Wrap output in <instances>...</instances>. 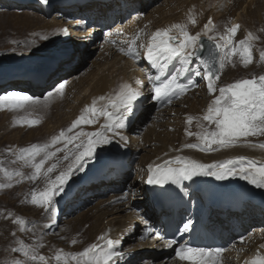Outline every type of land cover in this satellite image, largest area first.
<instances>
[{"label": "bare ground", "instance_id": "1", "mask_svg": "<svg viewBox=\"0 0 264 264\" xmlns=\"http://www.w3.org/2000/svg\"><path fill=\"white\" fill-rule=\"evenodd\" d=\"M85 1L83 4L80 2L73 3L75 6L69 7L71 0H47V3H44L43 0H0V8L5 10L20 9L23 3L30 4L27 12L44 22L41 28L45 30V34H52L50 41L52 44H58V51L64 53L69 48L68 44L71 41V45L73 46V48H69L70 51L67 53L66 59H64L66 56H63L61 60L55 62L58 66L56 70L50 65H43L41 63V59L45 58L41 57L42 55L33 56L28 54L24 58H13V60L11 58L7 62V66H1L7 67V69L4 71L3 76H1L2 73L0 74V79L6 78L10 82L9 86L13 84L17 85L18 82L24 85L22 84L18 88L16 86L17 89H13L10 92H18L29 96L32 92L40 91L39 88L43 84H47L46 82L52 78L60 75V73L67 74L64 71V67L68 68V65L75 64L73 71H79L84 61H87L85 56H83L85 49L88 52L94 53L103 47L104 44H106L105 52L107 53L104 60L115 57L117 62L109 63V66H94L95 72L89 75L88 79L89 90L88 87H85L81 91H78L81 102L76 105V113L79 114L81 107L88 105L93 100L97 101V107L102 106L105 101H100L99 97L115 95L116 91L124 83L130 84L133 88H139L141 91V96L134 102L133 111L128 113L126 127L120 130L121 134L126 137V140L116 137L111 144L98 145L95 157L91 159L86 158L84 166L78 170H74V174L64 186V191L59 196H56L51 213L60 212L61 205L68 201L72 202L64 212L62 211V216L60 215L57 219L50 218L43 224H52V221H55L51 228L44 227L46 233L42 234L43 241L46 242L45 245L55 241L59 243L58 245L61 246L63 244L64 246L66 241H68V235H70L71 239H75L77 236L76 232L81 226L82 228L85 227L84 236L89 244L94 242L101 243L97 238L105 234L122 241L119 250L122 251L123 257L118 259L116 264H191L188 261L179 260L172 251H167L161 260L153 258L151 251H155L156 249L162 250L165 246L158 235L153 236L146 231V229L152 228L154 233L157 234L156 229L161 220V214L153 211L145 193L149 165L163 164L164 160H172L175 156L189 157L204 164L220 163L226 159L241 155L261 161L264 160V150L242 147L240 145L231 148L213 145V150L205 152H201L198 149L185 148L184 145L187 143H200L195 135L188 136L186 130L197 133L198 131L194 127L198 126L201 121L194 119L192 124L189 125L187 117H202L201 110L203 107H207L214 98L207 91V80L194 76L197 83L202 84L200 89L205 92V96L201 94L204 99L201 103L189 101L186 110L183 108V103H181L182 100L186 99L183 96L175 103L153 114V107L156 106L157 108V105L153 104L155 99L150 101L147 97L152 94L151 84L147 80V75L152 73L145 66V61L148 60L145 48L141 47V45H147L150 42L151 35L155 31L169 28L175 22L186 24L192 30L197 29L199 23H202L201 32L203 24L206 22L205 16L209 17L210 11H207L206 14L204 12L208 10L211 0H181L178 7V14H181V16L177 21L171 20L175 15L168 18L158 15L150 17L147 22L139 19L141 14L147 12V9L152 5H156L159 0ZM212 2L214 3V0ZM235 2V4L230 3L231 7H228V9L232 11L227 10L226 16L235 18L233 24L241 26L238 32H240L242 37L247 36V32L249 31L256 34L255 23L258 22L260 28L262 27L264 0H235ZM259 3L262 4L260 5ZM137 4L139 7L137 12L138 17L135 21L131 22V26L129 27L130 35L128 34L126 39H124V36H118L117 34H120L122 30L125 31V23L129 20L134 10L133 8ZM221 5H224V3ZM45 6H53V20H50L43 14ZM189 16H193L196 19L197 23L195 25L189 22ZM69 19L72 20V24L67 23ZM119 19H121V26L118 28L120 32L117 33L116 29L115 35H109L110 37L106 39V43L102 44L101 33L105 32L108 26H114ZM214 24L217 28V23ZM64 28L68 29V34L72 35V40L65 38L66 35L61 31ZM113 28H109V30ZM137 36H139V39H136ZM203 36L208 38L207 35ZM134 39L136 41L135 48L139 54L133 56L134 62L128 61L122 65L121 63L124 59L121 60L120 56L122 55H119V52L121 53L122 51V45L129 42L131 44L130 47H133L132 41ZM83 46H86V48H83ZM125 57H127V54ZM48 58L55 61L58 57L55 58L51 55ZM175 63L176 66L179 65L178 61ZM142 65L144 66L143 68ZM153 66L156 68L155 65ZM29 67L33 68L35 74H25L26 68ZM197 67H201L202 69L200 61L198 59L193 61L192 59L191 68L193 71ZM68 74H72V72H68ZM36 75L37 81L32 85L37 87H34L35 89L32 91V85L30 84L31 86H29L27 82L30 83V78L36 77ZM137 79L143 81L142 87L135 83ZM72 82L74 83L71 80ZM219 86L221 85L219 84ZM218 94L216 93V95ZM148 101L150 105L153 104L154 106L146 110L143 109V112L139 113L138 109L145 108L147 106L145 104ZM152 114L153 129L151 130L146 126ZM181 115L182 117H180ZM158 126H160V129H158ZM99 129L98 125L93 131ZM247 140L249 141L250 139ZM251 143H264V138L254 139ZM118 146H123L134 152L133 157L126 163L122 161L124 149L120 150ZM111 161L114 163V171L105 175L101 174L104 165ZM124 169L127 171H125V175L121 174ZM92 178H94L93 184L84 187L76 195L75 199L70 197L73 184L81 186L85 183L83 186H87L86 183ZM105 179L108 180L107 184L104 183ZM225 180L244 183L264 194V189L256 188L238 176L229 177ZM117 188L125 189V192L115 195L114 190ZM126 198L127 203H124V199L126 200ZM73 213H80L82 216L80 215V218L73 221ZM210 225L211 229H216V232L220 236L226 238L228 241H234L236 244L231 250L218 258V264H246V262L247 264H251L253 259H256L258 256H264V248L261 247V245H264V212L248 207L242 214L238 215L228 214L226 217L211 215ZM14 255L16 259L22 257V253H14Z\"/></svg>", "mask_w": 264, "mask_h": 264}, {"label": "snow or ice", "instance_id": "2", "mask_svg": "<svg viewBox=\"0 0 264 264\" xmlns=\"http://www.w3.org/2000/svg\"><path fill=\"white\" fill-rule=\"evenodd\" d=\"M47 3V0H43ZM189 22L193 25L197 23L193 16H189ZM239 24H231L224 28L223 32L208 38L216 43V48L222 51V55L218 61L219 69L214 70V62L210 60H201V67H197L194 72L191 68L193 54L198 50L200 38L207 35L208 32L216 29V25L209 18L207 23L203 25V30L192 35L187 30L186 24H173L169 28L159 29L155 31L147 45H141L145 48L147 60L156 66V74L147 76L148 82L151 84V92L154 99L161 103L171 105L174 98H179L189 90V86L181 82V78L186 75H195L207 80V91L214 98L209 103L206 113L202 117H187V123L192 124L194 119L207 121L208 125H214L215 128L208 130L203 123H199L198 127L201 131L193 133L186 130L188 136L195 135L200 143H187L184 145L188 149H198L201 152L213 150V145L223 148H231L237 145L248 148H259L264 150V143H251L248 137L264 136V75H259L250 79H240L225 86H218L217 81L220 80V70L224 68L226 63H232V58L239 53L241 61L245 67L253 62V42L259 37L252 31L247 32L246 39L234 42V38L240 29ZM176 31L178 35L172 34ZM65 35L68 29L61 30ZM264 32V29L260 30ZM120 29H117V33ZM43 39L47 40L45 36ZM136 39H139L137 36ZM135 39L132 41L133 47L128 49L127 55L136 56ZM123 51V49H121ZM260 59L264 60V49L259 53ZM173 61L179 62V67H175L169 73L170 65ZM233 66H235L233 64ZM66 81L59 83L55 88V92L61 96L64 94ZM135 83L143 86V81L137 79ZM219 93L216 95V93ZM53 96L52 92L48 93V97ZM141 96L139 88H133L130 84L124 83L120 86L113 96H101L100 101L105 103L97 107V101L93 100L91 106L85 109V115H81L76 119L71 127L66 131L72 133L82 123L96 124L99 118H104V123L100 125L97 131L84 133L78 132L73 136L66 137L65 130H61L59 135L53 136L50 143L32 144L30 147L20 149L19 159L29 162L34 168V174L30 177L33 180L39 179L41 170L45 163L51 160L56 152L63 151L68 144L80 136H86L87 142L81 141L75 144V151L72 152V162L68 164L66 169L61 171L55 179H46V188L41 192H34L31 197V203L38 205L45 212H49L54 207L55 197L64 191V186L70 177L74 174V170L82 168L87 159L95 157L98 145H108L113 142L116 137L126 140L121 134V129L126 127L128 113L133 111L134 102ZM48 97H45L47 99ZM38 103L33 97L18 92H9L0 96V109L7 106L10 109L22 108L26 103ZM90 114V115H89ZM29 126H35L38 120L27 121ZM64 142V148H56L55 151H48L52 146ZM43 154V158L36 162V158ZM64 160H68L69 156L65 155ZM57 167L53 163L47 168L45 176L53 172ZM8 177L9 181L14 176L21 173H9L6 168L0 167ZM197 176H214L217 180H225L229 177H239L254 185L256 188L264 189V160L258 161L246 156H237L226 159L220 163L204 164L195 159L185 156H175L172 160H164L163 164L149 165L146 183L148 185H182L183 181H191ZM19 182V181H17ZM12 187L9 182L0 184V188ZM12 223L19 226L20 232H31L32 229H26L28 223L21 216L12 217ZM55 221H52L54 224ZM52 224H46L44 227L51 228ZM35 227V225H33ZM192 229V221L183 224V231L189 232ZM147 233L156 236L152 228L146 229ZM35 235V233H33ZM11 235L15 238L17 233L13 231ZM164 239L163 237H159ZM143 239V237H141ZM103 243L94 242L84 248L80 252L67 253L63 249H58L52 257L41 254L40 249L45 247L43 238H38L35 244H25L23 240L17 239L16 243L20 247H12L13 253H22L21 258L14 259L11 264H69V258L75 264H116L118 259L123 257L119 246L122 241L120 239L109 238L107 234L97 238ZM71 243L75 245L76 239H72ZM164 246L173 248L175 256L181 261H190L191 264H218V258L226 251L224 248H202L181 245L173 239H164ZM264 248V245H261ZM247 264V262H246ZM251 264H264V257L258 256L251 261Z\"/></svg>", "mask_w": 264, "mask_h": 264}, {"label": "rangeland", "instance_id": "3", "mask_svg": "<svg viewBox=\"0 0 264 264\" xmlns=\"http://www.w3.org/2000/svg\"><path fill=\"white\" fill-rule=\"evenodd\" d=\"M212 1L213 0H211L209 8L204 12V14H206L207 11H210L208 16H212L214 18L213 21L214 23H217L218 27L215 31L213 30L209 32L207 34V37L217 35V38H219L218 32H223L224 28L233 24V20H235V18L227 17L226 12L227 10L232 11L231 9H228V7L230 8L231 4H235L236 2L235 0H214V3ZM180 2L181 0H159L156 5L150 6L147 9V12L141 14L142 16H140L139 19H143V22H147V20L152 16L156 17L158 15H163L164 17L168 18L170 16L175 15L171 20L177 21L178 18L181 16V14H178V7ZM261 2L263 3V1ZM222 3H224V5H221ZM262 3L259 4L261 5ZM218 7L221 9H219ZM29 8L30 4L27 3L26 5H22L20 9L13 8L5 10L0 8V74L2 73L1 76L4 75L3 73H5L4 71L7 69V67L1 66H7V62H9L11 58V60H13V58L18 59L19 57L24 58V56L28 54L33 56L42 55L41 57H50L51 55H53V52H55V50L59 49L58 44H52V42L50 41V39L52 38V34H45V30L41 28V26L44 25V22L42 20L40 21L35 15L29 14L27 12ZM138 8L139 7L137 4V6L133 8L134 10L130 15L129 20H127V22L125 23V31L122 30L120 34H117L118 36H124V39H126L128 34L130 35L129 27L131 26V22L135 21L138 17ZM262 15H264V13ZM207 18L208 17L205 16L206 20ZM49 19L53 20L54 16L49 17ZM67 23L72 24V20L69 19ZM120 23L121 19H119L117 23L114 24V26H108L105 32L101 33L102 44L106 43L107 38L112 35H115L116 29L121 26ZM175 23L178 24L177 22ZM199 25L201 28L202 23H199ZM112 27L114 28L109 30V28ZM255 28V35L258 34L257 36L259 37V39L253 42V62L247 67H245L241 61L239 53H237V55L232 58V63H226L224 68L220 70V80L217 81L218 86L219 84L221 86H225L228 83H233L240 79H250L259 75H264V60H261L259 56L260 51L264 49V32L260 31L261 29H264V17L262 21V27L260 28V24L256 22ZM187 30L192 35L196 34L198 31V29L192 30L188 25ZM45 36L48 37L47 40L43 39V37ZM71 36L72 35H70L68 40H72ZM242 39L246 38L242 37L240 32H238L234 38V42H238ZM71 43L72 41L69 42V44ZM105 46L106 44L101 47L102 49L99 48V50L95 51L94 53L88 52V50L85 49V53L83 54V56H85V59L87 61H84V64L79 71H73V67L75 66V64L68 65V68L64 67V71L67 72V74L60 73V75L46 82L47 84H43L42 87L39 88L40 91L32 92L29 96L33 95L31 97H33L34 100H37L38 103L33 104L31 102H28L22 108L10 109L5 106L4 108L0 109V167L6 168L9 173H21V175L14 176L11 181H9L8 177L5 176L3 172H0V184H7L9 182L12 184V187L10 188H0V264H11V261L16 259V256L11 251V248L21 246L16 243L17 239L23 240L25 244H35L38 238H41L42 234L46 233L43 224L47 222V220L50 218L57 219L60 217V215L62 216L64 210H66L72 202L68 201L67 203H65L63 209L60 212H58L57 214H52L51 210L49 212H45L38 205L32 204L31 197L34 192H41L46 188V179L50 178L54 180L55 177L59 175L61 171L66 169L68 164L72 162V152L75 151V144L80 143L81 141H84L86 143L87 137L80 136L78 139L74 140L73 143L68 144L67 148H64V142L58 143L55 146L50 147L48 151H55L56 148H64V150L56 152V155L51 160H48L45 163L44 168L41 170L40 178L36 180L30 178L35 171L34 168L31 167L30 163L26 162L25 160L19 159L20 149L30 147L32 144L42 145L45 143H50L51 138L53 136L59 135V132L61 130H65L66 132L65 139L69 136L75 135L78 132L89 133L95 130V127L98 126L97 123H82L76 129H73L72 133H68L66 131L69 127H71L72 123L76 119H78L80 115H82V113L83 115L86 114L85 109L91 106L92 104L91 102L86 106H82L79 114L76 113V105L77 103L81 102V97L78 95V91H81L83 88L89 86L88 79L89 75H92L95 72L94 66H105L109 63L111 64L115 61L117 62L115 57L104 60L107 54L105 52ZM130 46L131 44L127 42L125 45H122L123 51H121V53L119 52V55H122L120 56L121 60L124 59L121 63L122 65L126 64L128 61L134 62L133 56L127 55V57H125V53L128 52ZM83 48H86V46H83ZM219 52L221 56L222 51L219 50ZM60 53L61 56L64 54L63 52ZM48 54H50V56H48ZM61 56H59L57 60L53 61L54 64L55 62H58V60H61ZM192 59L193 61L197 60L194 58ZM102 60L104 61L100 62ZM233 64L235 66H233ZM178 66L179 65H177L176 67ZM56 67L58 66L56 65ZM143 67L144 66L142 65V68ZM68 72H72V74H68ZM74 77L76 81L74 80ZM71 80L74 81V83H71ZM65 81L67 83L65 86L64 94L63 96H61L59 93L55 92V88L59 85V83ZM9 84L10 82H8L6 78L0 79V89L3 88L2 90H0V96L6 95L13 89H17L18 86L22 85L23 83L18 82L17 85L13 84L12 86H9ZM199 84L200 86L197 90H193V93L189 92L190 94H186L188 97L184 96V98L186 97V99L182 100L181 102L184 105V109L187 110V103L189 101L201 103L202 100H204L202 98V95L205 96V92L200 89L202 84ZM34 89L35 88L32 87L31 90L34 91ZM49 92H52L53 96L48 97ZM45 97L48 98L45 99ZM147 97L150 101L152 100L151 98H153V96H151V98L150 96ZM148 104L150 105L149 101L145 104L147 106H145L144 110L154 106L153 104H151L150 106ZM207 107L205 106L201 110L202 116L206 113ZM153 108V114L159 112L156 106ZM153 114L148 122V125L146 126L148 129L150 128L151 130L153 129ZM180 117H182V115ZM29 120H38L39 123L35 126H29L27 123V121ZM99 120V122H101L102 118H99ZM200 121L206 127H208L209 131L215 128L214 125L209 126L207 121ZM194 128H196V131L198 132L201 131L198 126ZM158 129H160V126H158ZM257 138L264 137L256 136L248 137L247 139H250L249 141L252 142L254 139ZM65 155L69 156L68 160L63 159ZM131 157H133V155ZM42 158L43 154L36 158V162H39V160ZM53 163H56L57 167L53 172L48 173L46 177L45 172L47 168L50 167ZM124 192L125 189H123V193ZM123 193L115 195H120ZM124 203H127V198L126 200L124 199ZM72 211L73 209L71 210V213ZM8 213H11L12 217L21 216L25 218V220L28 222L25 227L28 229H32V231L20 232L18 230L19 226L12 223V218L8 216ZM80 215L82 216V214L80 213H73V221H76L78 218H80ZM33 225H35V227H33ZM84 230L85 227L82 228L80 226V229L76 232L77 236L75 239L77 241V244L73 245L71 243L72 239L70 238V235H68V241H66L64 246L63 244L60 246L58 245L59 243L54 241L51 244H46L44 248L40 249L41 254L48 257H52L56 254L58 249H63V252L65 254L82 251L84 248L90 245L84 236ZM13 231L17 233V236L15 238L11 235ZM33 233H35V235ZM43 243L45 244L46 242L43 241ZM49 245L50 247H48ZM69 264H75V262L71 261L69 258Z\"/></svg>", "mask_w": 264, "mask_h": 264}, {"label": "water", "instance_id": "4", "mask_svg": "<svg viewBox=\"0 0 264 264\" xmlns=\"http://www.w3.org/2000/svg\"><path fill=\"white\" fill-rule=\"evenodd\" d=\"M201 44L204 46L203 51H198L197 56L202 60H210L214 62V70L217 69L218 53L216 46L206 39L201 40Z\"/></svg>", "mask_w": 264, "mask_h": 264}]
</instances>
